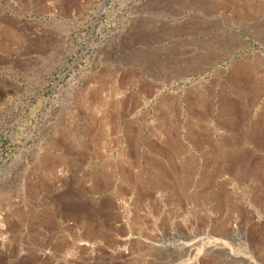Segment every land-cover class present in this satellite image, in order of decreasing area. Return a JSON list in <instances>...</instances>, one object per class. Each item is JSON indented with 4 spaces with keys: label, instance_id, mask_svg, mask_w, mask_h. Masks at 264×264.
<instances>
[{
    "label": "rangeland",
    "instance_id": "374dc122",
    "mask_svg": "<svg viewBox=\"0 0 264 264\" xmlns=\"http://www.w3.org/2000/svg\"><path fill=\"white\" fill-rule=\"evenodd\" d=\"M173 26L180 44L148 43ZM231 33L245 45L220 51L208 40ZM152 50L264 73V0H0V264H244L230 255L264 254L256 227L241 226L264 220L258 196L123 176L129 95L145 84Z\"/></svg>",
    "mask_w": 264,
    "mask_h": 264
},
{
    "label": "crops",
    "instance_id": "0c3cea01",
    "mask_svg": "<svg viewBox=\"0 0 264 264\" xmlns=\"http://www.w3.org/2000/svg\"><path fill=\"white\" fill-rule=\"evenodd\" d=\"M224 23L228 27L229 22ZM206 24L209 29H218L221 22ZM182 34L178 26L165 31L157 27L146 39L155 48L163 43L164 35L180 44ZM208 40L217 43L220 51L245 45L242 34L215 35ZM175 55L177 58L168 55L160 59L152 50L146 60L145 84L131 89L134 112L125 130L131 171L123 176L190 180L203 195L217 194L220 184L229 194L258 196L264 205V73L260 66L225 62L218 57L193 60ZM196 68L205 69L195 76ZM139 166L143 174L138 173ZM241 226L256 227L253 231L262 239L259 245L264 251V220ZM242 232L246 236V231ZM211 239L218 241L216 236ZM250 250L247 254L234 251L233 255L264 258V254Z\"/></svg>",
    "mask_w": 264,
    "mask_h": 264
},
{
    "label": "bare ground",
    "instance_id": "6f19581e",
    "mask_svg": "<svg viewBox=\"0 0 264 264\" xmlns=\"http://www.w3.org/2000/svg\"><path fill=\"white\" fill-rule=\"evenodd\" d=\"M237 238L240 237V238H243L245 237V233L242 232V231H236V233L234 234ZM164 247V246H163ZM168 248V247H167ZM171 248V247H170ZM238 256V255H237ZM237 256L233 255V253L230 255V257H233V259H235V262H243L244 264H255L253 263L252 261H249L247 259H243V258H238ZM197 262V261H195Z\"/></svg>",
    "mask_w": 264,
    "mask_h": 264
}]
</instances>
